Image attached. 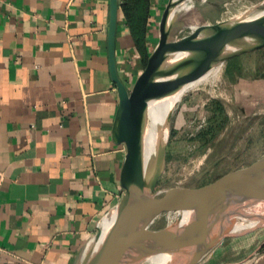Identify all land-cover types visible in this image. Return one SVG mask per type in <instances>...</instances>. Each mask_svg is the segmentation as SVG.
Masks as SVG:
<instances>
[{"label": "crops", "instance_id": "obj_1", "mask_svg": "<svg viewBox=\"0 0 264 264\" xmlns=\"http://www.w3.org/2000/svg\"><path fill=\"white\" fill-rule=\"evenodd\" d=\"M167 2L149 0L139 45L119 8L115 63L128 88ZM109 12L110 0H0V264H77L122 197ZM259 229L197 264H264Z\"/></svg>", "mask_w": 264, "mask_h": 264}, {"label": "water", "instance_id": "obj_2", "mask_svg": "<svg viewBox=\"0 0 264 264\" xmlns=\"http://www.w3.org/2000/svg\"><path fill=\"white\" fill-rule=\"evenodd\" d=\"M176 1L168 0L159 21L158 40L143 70L128 88L116 71L119 3L110 0L108 58L118 93L112 137L126 149L120 173L123 194L106 214L112 218L111 223L105 230L98 228L77 264H141L162 254L167 255L165 264H188L201 255L193 263L197 264L223 240L264 227L261 223L235 228L241 214L264 206V155L204 185L174 189L163 196L155 193L165 170L174 109L166 115V133L157 139L148 172L139 135L140 121L148 106L169 100L188 81L187 74L192 70L264 47V10L256 9V13L230 16L172 40L179 14L172 12ZM183 204L189 209L185 215L160 230L148 229L156 215ZM223 218L225 225L213 231L215 223Z\"/></svg>", "mask_w": 264, "mask_h": 264}, {"label": "rangeland", "instance_id": "obj_3", "mask_svg": "<svg viewBox=\"0 0 264 264\" xmlns=\"http://www.w3.org/2000/svg\"><path fill=\"white\" fill-rule=\"evenodd\" d=\"M262 1L186 0L178 3L179 14L170 38L187 36L198 26L235 16L248 6L264 10ZM191 82L188 80L185 84ZM263 155L264 47L230 57L223 62L214 81L191 87L182 94L171 118L165 170L155 193L163 196L174 189L204 185ZM171 212H161L148 229L157 231L166 227L171 222ZM255 233L261 240L264 227ZM234 240L229 237L224 244Z\"/></svg>", "mask_w": 264, "mask_h": 264}, {"label": "bare ground", "instance_id": "obj_4", "mask_svg": "<svg viewBox=\"0 0 264 264\" xmlns=\"http://www.w3.org/2000/svg\"><path fill=\"white\" fill-rule=\"evenodd\" d=\"M184 1L186 0H177L172 12H176V7L178 3H181ZM252 13H256L255 8H252V6H248L240 14H236V15L252 14ZM207 26H209V23L198 26L195 32H199L205 29ZM223 62L224 61L222 60L215 61L204 67L192 70L191 72L187 74V78H186V80L192 81L191 83H189L188 85L184 83L181 84L180 87L175 91L174 95H172V97L169 100H160L148 106L145 113L143 114V117L140 121V126H139L140 144H141L143 155L146 159L148 172L152 169V158H153L157 139L159 136H161V134L165 135L166 133V130H164V126H165L164 123H165V118H166L167 113L169 111H173L176 104L179 102L182 94L187 89L191 87L199 86L208 81H214V79L218 76L220 72ZM188 210H189L188 206L185 204L172 209L171 213H173V215H172L171 222L185 215ZM254 213H256L255 218H253L255 215ZM157 216L158 215H156L154 219ZM154 219L152 218L151 222ZM111 220L112 218L110 216H105L102 220V225L100 226L101 229L105 230L108 227V225L111 223ZM225 223H226V220L224 218L218 220L214 225L213 231L219 230L221 227H223V225H225ZM261 223H264V206L258 208L256 212L250 211L245 214L244 213L241 214L235 228L241 229L246 226H251V225H256V224H261ZM200 257L201 255L192 259L188 264L195 263L196 261L200 259ZM166 259H167V255L162 254V255H159L155 259H151L150 261L141 263V264H165Z\"/></svg>", "mask_w": 264, "mask_h": 264}, {"label": "trees", "instance_id": "obj_5", "mask_svg": "<svg viewBox=\"0 0 264 264\" xmlns=\"http://www.w3.org/2000/svg\"><path fill=\"white\" fill-rule=\"evenodd\" d=\"M119 5L128 26L138 45L144 41L147 29L149 0H121ZM147 58V57H146ZM145 58V60H146ZM264 250V243L261 247Z\"/></svg>", "mask_w": 264, "mask_h": 264}]
</instances>
